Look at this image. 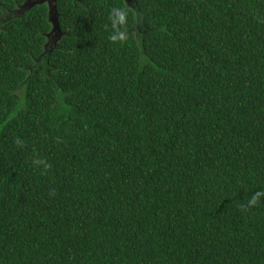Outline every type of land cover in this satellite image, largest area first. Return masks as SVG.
<instances>
[{"label":"trees","instance_id":"16d2710c","mask_svg":"<svg viewBox=\"0 0 264 264\" xmlns=\"http://www.w3.org/2000/svg\"><path fill=\"white\" fill-rule=\"evenodd\" d=\"M29 1L0 0V264H264V0H55L56 32Z\"/></svg>","mask_w":264,"mask_h":264},{"label":"clouds","instance_id":"9594fccd","mask_svg":"<svg viewBox=\"0 0 264 264\" xmlns=\"http://www.w3.org/2000/svg\"><path fill=\"white\" fill-rule=\"evenodd\" d=\"M114 18H113V26L116 27L117 24H123L125 20V13L122 10H116L114 9ZM123 38V33L119 30L113 33L111 36V39L116 40V39H122ZM36 163L38 164H44V167H48L47 164L44 163L43 160L37 161ZM264 195V193L261 192H256L248 201V204H254L258 200V198Z\"/></svg>","mask_w":264,"mask_h":264},{"label":"water","instance_id":"95a60500","mask_svg":"<svg viewBox=\"0 0 264 264\" xmlns=\"http://www.w3.org/2000/svg\"><path fill=\"white\" fill-rule=\"evenodd\" d=\"M48 3V19L52 23V30L51 32H56L59 30L58 22H57V14L55 11V0H47Z\"/></svg>","mask_w":264,"mask_h":264},{"label":"rangeland","instance_id":"374dc122","mask_svg":"<svg viewBox=\"0 0 264 264\" xmlns=\"http://www.w3.org/2000/svg\"><path fill=\"white\" fill-rule=\"evenodd\" d=\"M32 0H30L28 3H30ZM36 1H43V0H36ZM25 6V4L22 5L21 8H23Z\"/></svg>","mask_w":264,"mask_h":264}]
</instances>
